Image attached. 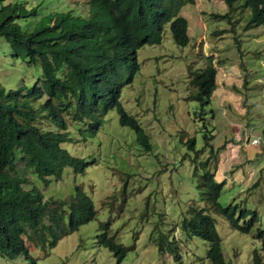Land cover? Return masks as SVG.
I'll list each match as a JSON object with an SVG mask.
<instances>
[{
    "label": "rangeland",
    "instance_id": "rangeland-1",
    "mask_svg": "<svg viewBox=\"0 0 264 264\" xmlns=\"http://www.w3.org/2000/svg\"><path fill=\"white\" fill-rule=\"evenodd\" d=\"M14 1L35 9L18 19L26 30L54 11L88 16L87 0H6ZM240 2L232 9L224 0L186 3L180 9L188 20L186 45H177L166 25L160 43L137 49L140 68L122 87L120 101L143 127L151 145L148 150L129 125L120 123L115 108L102 116L95 134L86 130V121L66 116L72 140L62 145L93 162L79 173L65 166L60 177L49 175L47 180L29 171L25 187L35 186L44 199L68 200L79 186L92 199L95 217L52 246L26 239L37 264H213L206 255L207 241L180 228L190 204L206 206L196 186L193 158L201 173L199 162L210 155L211 146L214 178L225 181L218 201L255 209V225L264 228V24L245 28L250 9ZM213 13L224 15L214 18ZM210 55L217 64L219 88L209 103L201 105L189 98L195 90L189 69L203 67ZM40 75L39 63L13 56L0 36L1 85L30 86ZM37 121L39 126H52L46 118ZM189 137L195 138L194 148L189 147ZM253 137L258 142L251 143ZM206 211L215 219L224 264H253V249L264 264V250L254 230L241 232L211 207ZM101 227L128 247L119 263L97 241ZM169 242L178 246V257L168 248ZM0 264H25V259L0 254Z\"/></svg>",
    "mask_w": 264,
    "mask_h": 264
},
{
    "label": "trees",
    "instance_id": "trees-1",
    "mask_svg": "<svg viewBox=\"0 0 264 264\" xmlns=\"http://www.w3.org/2000/svg\"><path fill=\"white\" fill-rule=\"evenodd\" d=\"M239 1L241 6L250 9L245 28L264 24V0H224L231 9ZM193 2L195 0H87V17L54 11L43 15L35 28L26 30L18 19L35 13V9H28L17 1L0 0V36L8 42L11 54L41 66V75L30 86L6 89L0 84L2 256L22 255L25 264H37L29 254L26 239L52 246L69 231L95 217L92 200L79 186L69 200L44 199L35 186L25 187L29 171L47 180L49 175L60 177L65 166L79 173L93 162L73 155L62 145L72 140L66 116L70 115L73 121H86V130L95 134L102 116L108 109L115 108L120 123L134 130L145 150L151 147L136 116L123 107L119 99L121 89L132 81L140 68L137 49L144 44L160 43L166 25L177 45L187 44L188 20L180 9ZM212 15L221 18L224 14ZM216 65L210 55L203 67L189 69V82L195 88L189 98L201 105L209 103L219 88ZM224 88L230 90L231 86ZM39 117L46 118L52 126H39ZM188 143L194 148L195 138L189 137ZM210 150V155L199 162L201 173H197V159L193 158L196 186L206 206L190 204L180 228L188 236L206 240L209 260L213 264H224L221 237L214 217L206 211L207 206L228 219L233 228L241 232L254 230L262 250L264 228L255 225L258 219L255 209L239 207L236 202L223 205L218 201L225 181L214 178L210 160L215 152L212 146ZM101 230L97 241L108 247L119 263L128 247L117 243L106 229L101 227ZM167 246L178 257V246H171L170 242ZM159 248L163 250L164 246L159 244ZM252 261L263 264L257 249L252 250Z\"/></svg>",
    "mask_w": 264,
    "mask_h": 264
},
{
    "label": "clouds",
    "instance_id": "clouds-1",
    "mask_svg": "<svg viewBox=\"0 0 264 264\" xmlns=\"http://www.w3.org/2000/svg\"><path fill=\"white\" fill-rule=\"evenodd\" d=\"M88 4V3H87ZM68 12H70V11H68ZM71 13V12H70ZM72 14V13H71ZM80 15V14H79ZM88 15H89V12H88ZM83 16V15H82ZM87 17V16H86ZM155 44H158V43H155ZM139 62V61H138ZM119 99H120V97H119ZM253 139V138H252ZM252 139H251V143H252ZM217 180V179H216ZM220 181V180H219ZM41 191V190H40ZM42 192V191H41ZM88 195V194H87ZM89 196V195H88ZM72 197V196H71ZM71 197L69 198V199H71ZM90 197V196H89ZM68 199V200H69ZM91 199V198H90ZM92 200V199H91ZM66 205V204H65ZM67 206V205H66ZM68 209V208H67ZM67 209H66V211H67ZM65 216H67V214H65ZM65 221H66V218H65ZM47 244V243H46ZM45 245V244H44Z\"/></svg>",
    "mask_w": 264,
    "mask_h": 264
},
{
    "label": "built area",
    "instance_id": "built-area-1",
    "mask_svg": "<svg viewBox=\"0 0 264 264\" xmlns=\"http://www.w3.org/2000/svg\"><path fill=\"white\" fill-rule=\"evenodd\" d=\"M256 142H258V138L253 137V139H252V143H256Z\"/></svg>",
    "mask_w": 264,
    "mask_h": 264
}]
</instances>
